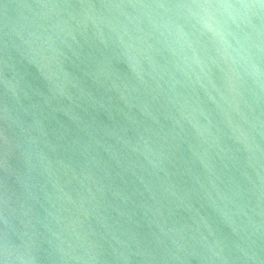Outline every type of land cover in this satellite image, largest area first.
Returning <instances> with one entry per match:
<instances>
[{
  "label": "water",
  "instance_id": "obj_1",
  "mask_svg": "<svg viewBox=\"0 0 264 264\" xmlns=\"http://www.w3.org/2000/svg\"><path fill=\"white\" fill-rule=\"evenodd\" d=\"M0 264H264V0H0Z\"/></svg>",
  "mask_w": 264,
  "mask_h": 264
}]
</instances>
